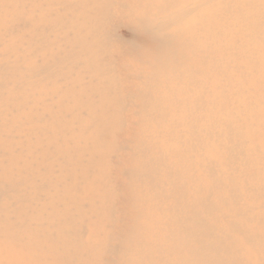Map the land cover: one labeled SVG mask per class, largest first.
Segmentation results:
<instances>
[{
	"label": "bare ground",
	"instance_id": "obj_1",
	"mask_svg": "<svg viewBox=\"0 0 264 264\" xmlns=\"http://www.w3.org/2000/svg\"><path fill=\"white\" fill-rule=\"evenodd\" d=\"M0 264H264V0H0Z\"/></svg>",
	"mask_w": 264,
	"mask_h": 264
},
{
	"label": "rangeland",
	"instance_id": "obj_2",
	"mask_svg": "<svg viewBox=\"0 0 264 264\" xmlns=\"http://www.w3.org/2000/svg\"><path fill=\"white\" fill-rule=\"evenodd\" d=\"M121 162H124V158H123V157H122V160H121ZM125 204H126V202H125ZM125 204H124V205H125ZM128 215H129V216H128V218H129V219H132V217H133V214L129 213Z\"/></svg>",
	"mask_w": 264,
	"mask_h": 264
}]
</instances>
